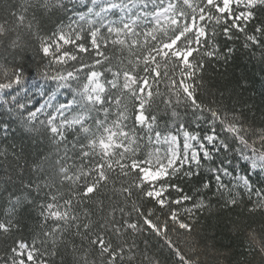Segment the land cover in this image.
Instances as JSON below:
<instances>
[{
  "label": "snow or ice",
  "instance_id": "obj_1",
  "mask_svg": "<svg viewBox=\"0 0 264 264\" xmlns=\"http://www.w3.org/2000/svg\"><path fill=\"white\" fill-rule=\"evenodd\" d=\"M236 41L264 64V0H4L0 264H264V108L208 72ZM222 219L243 252L194 242Z\"/></svg>",
  "mask_w": 264,
  "mask_h": 264
},
{
  "label": "trees",
  "instance_id": "obj_2",
  "mask_svg": "<svg viewBox=\"0 0 264 264\" xmlns=\"http://www.w3.org/2000/svg\"><path fill=\"white\" fill-rule=\"evenodd\" d=\"M3 3L4 0H0V8L3 7ZM65 22L67 23V21ZM220 40L221 44L223 45V38H220ZM232 43L233 42H229V44ZM241 43V41H236L234 43V46L237 48L234 59L230 60L226 65L223 61H219L216 63V67H210L208 72L214 80L220 81L224 84H234L236 78L241 76L247 77L249 80L248 90L245 91L243 95L244 98L249 100V103L254 106L253 111L256 112V119L257 122H259L261 108H264V105L261 104L260 97L261 87L264 85V79H262V77H264V64L260 62L259 53H257L255 57L250 56V54H248L246 50L242 48ZM37 82L42 83V81ZM29 83L27 84V87L31 90L29 95L34 97V102L39 100L42 103L43 98L37 99V97L33 94L34 90L30 87ZM41 118H43V116H41ZM189 130L194 132L200 131V129L196 128L195 124H192ZM4 147H8V145L0 141V149ZM33 147H35V145H33ZM235 215L236 214L233 213L231 218L235 219ZM256 220V226H258L259 217H257ZM212 223H216V221H212ZM193 240L194 242H199L201 248H203L205 244H214L220 251H224L226 248H231L234 254H239L244 251L243 236L237 235L236 232L232 230V226L230 223H228L227 219H222L219 222V227L214 228L211 231L198 230L193 234ZM141 246L143 247V245ZM209 264H213L211 259L209 260Z\"/></svg>",
  "mask_w": 264,
  "mask_h": 264
},
{
  "label": "rangeland",
  "instance_id": "obj_3",
  "mask_svg": "<svg viewBox=\"0 0 264 264\" xmlns=\"http://www.w3.org/2000/svg\"><path fill=\"white\" fill-rule=\"evenodd\" d=\"M40 83H41V82H37V84H40ZM42 83H43V82H42ZM29 85H30V87L34 90L33 94L37 97V99H38V98H40V99L43 98V100H44V99L47 98L46 96H45V97H41V96L39 95L38 89L36 88L35 85H33L32 83H29ZM64 98H65V97H60L61 100H63ZM42 103H43V101H42ZM38 115H40V114H38Z\"/></svg>",
  "mask_w": 264,
  "mask_h": 264
}]
</instances>
